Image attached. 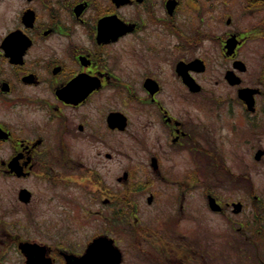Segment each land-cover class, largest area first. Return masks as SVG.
<instances>
[{
  "label": "flooded vegetation",
  "instance_id": "1",
  "mask_svg": "<svg viewBox=\"0 0 264 264\" xmlns=\"http://www.w3.org/2000/svg\"><path fill=\"white\" fill-rule=\"evenodd\" d=\"M126 146L163 183L157 225L119 201ZM8 224L48 226L14 237L51 264L98 236L122 261L264 264V0H0V241Z\"/></svg>",
  "mask_w": 264,
  "mask_h": 264
},
{
  "label": "rangeland",
  "instance_id": "2",
  "mask_svg": "<svg viewBox=\"0 0 264 264\" xmlns=\"http://www.w3.org/2000/svg\"><path fill=\"white\" fill-rule=\"evenodd\" d=\"M132 146H126V149L129 151L127 154H119L118 160H117V170L118 174L122 175L123 170L130 168L132 170V174L130 176L129 181L127 182H122L120 181L119 187H118V193H119V201L121 200H127L131 199L130 201H137L139 204L138 208V213L139 216L143 219L142 221L144 222H155L156 220L153 219V216L156 215V212L158 210L154 209L153 206H149L147 202V197L150 192H147L148 189L152 190L156 197H154V200L160 202L162 199V193H164L162 189L163 183L156 177H152L148 174L147 168L149 166L146 164V156L144 155V151L141 146H134L133 150L130 149ZM179 163V167L183 164ZM103 169H105L103 167ZM127 185V186H126ZM136 186L138 188L135 189V191H130L127 193L128 187L129 186ZM138 185H141L140 187ZM165 194V193H164ZM92 197V198H91ZM96 199L93 197V192L92 193H85V197L83 196L82 202L86 203V210L88 207H91L92 204L94 205ZM99 200L97 199V202ZM153 208V209H152ZM78 210V205L76 202L72 201L71 203V211H76ZM88 216V215H87ZM95 218H92L90 216L87 217V219L84 221L85 222V232L84 234H81V231L79 229L74 230V225H71V230H70V240L72 245H76L79 248L85 242L81 238L83 235H89L92 233L96 228H97V223L99 222L98 219H96V215H94ZM185 221H190V220H184ZM223 220L216 215L214 218V224L218 226L221 224ZM182 222V223H183ZM77 223V222H76ZM156 225L158 224V221L155 222ZM184 225H188L187 223H183ZM40 227V228H39ZM155 227V226H154ZM7 232H10V236L7 233V237L5 241H0V264H25V255L24 253L20 250L18 243L19 239L14 237V234L17 233H22L23 236L21 238H29L32 240H37L38 242L41 243H50L51 238L48 235V226H37V225H11L8 224L6 226ZM118 243L123 247H127L128 244V234L125 230H121L118 232ZM86 236V237H87ZM82 241H79V240ZM50 240V241H49ZM80 242L82 244L77 245ZM148 244H145L149 247L152 246L154 243L153 241H146ZM77 247V248H78ZM151 259V260H150ZM152 259L156 260L154 256H151L146 258L145 255H135L131 252L125 253L124 260L122 261L121 264H154ZM229 261H234L235 260V253H232L230 255V252L226 250L225 253L219 251L218 249L216 250V257H215V264H229ZM56 264H60L58 260H56ZM156 264V263H155Z\"/></svg>",
  "mask_w": 264,
  "mask_h": 264
},
{
  "label": "water",
  "instance_id": "3",
  "mask_svg": "<svg viewBox=\"0 0 264 264\" xmlns=\"http://www.w3.org/2000/svg\"><path fill=\"white\" fill-rule=\"evenodd\" d=\"M20 247L26 254V264H51L40 244L23 242ZM66 260L67 264H119L122 255L120 249L111 245L106 236H98L89 242L82 254L70 253L66 255Z\"/></svg>",
  "mask_w": 264,
  "mask_h": 264
}]
</instances>
